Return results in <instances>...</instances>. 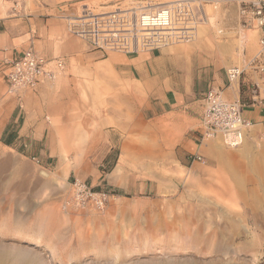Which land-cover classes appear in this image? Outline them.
<instances>
[{
    "label": "rangeland",
    "instance_id": "374dc122",
    "mask_svg": "<svg viewBox=\"0 0 264 264\" xmlns=\"http://www.w3.org/2000/svg\"><path fill=\"white\" fill-rule=\"evenodd\" d=\"M176 1L105 0L88 7L140 13ZM191 1L206 17L189 44L208 28L222 29L229 21L224 14L237 8L245 32L234 45L242 60L254 29L240 12L252 0ZM9 6L0 0V16ZM90 105L86 96L82 109ZM14 120L0 128V264H264L262 129H252L237 148L203 137L191 146L170 144L167 133L148 128L143 144L117 137L101 139V146L91 127H52L36 142L18 128L22 119ZM14 132L13 145H6ZM120 165L121 188L109 180Z\"/></svg>",
    "mask_w": 264,
    "mask_h": 264
},
{
    "label": "crops",
    "instance_id": "0c3cea01",
    "mask_svg": "<svg viewBox=\"0 0 264 264\" xmlns=\"http://www.w3.org/2000/svg\"><path fill=\"white\" fill-rule=\"evenodd\" d=\"M100 1L105 0H8L10 6L0 16V128L11 127L13 118L15 124L22 119L21 132L40 142L45 130L52 127H91L95 144L101 146V139L113 142L117 137L123 144H143L148 128L157 135L167 133L170 144L188 140L191 146L202 138L203 98L209 90L221 89L234 100L243 97L247 86L261 82L249 70L240 84H228L227 70L247 64L259 52L260 32L253 27L246 37L249 47L243 59L239 58L234 44L245 31L237 8L224 14L228 25H221L218 31L208 28L195 44L121 54L95 50L67 32L66 16L89 5L97 9ZM101 8L106 11L111 6ZM29 49L47 60H64L66 69L35 89L9 93L3 62ZM99 90H103L100 97ZM86 96L91 101L89 110L82 109ZM243 117L264 130V106L245 107ZM121 168L109 177L120 188L126 185Z\"/></svg>",
    "mask_w": 264,
    "mask_h": 264
},
{
    "label": "built area",
    "instance_id": "2783aa9c",
    "mask_svg": "<svg viewBox=\"0 0 264 264\" xmlns=\"http://www.w3.org/2000/svg\"><path fill=\"white\" fill-rule=\"evenodd\" d=\"M240 13L245 25L260 32L259 52L247 64L227 70L228 84L230 87L240 84L249 70L256 72L261 82L247 86L242 91V98L229 99L221 89H211L203 98L202 137L218 138L227 148L241 146L255 128L254 122L243 117L244 108L264 106V0L244 3ZM205 17V11H198L193 1L180 0L140 13L121 8L94 13L85 7L65 19L67 32L86 41L95 50L138 54L192 42L197 26ZM65 69L64 60H47L29 49L17 58L4 60L3 77L8 92L14 94L35 89L45 79L54 80Z\"/></svg>",
    "mask_w": 264,
    "mask_h": 264
},
{
    "label": "trees",
    "instance_id": "16d2710c",
    "mask_svg": "<svg viewBox=\"0 0 264 264\" xmlns=\"http://www.w3.org/2000/svg\"><path fill=\"white\" fill-rule=\"evenodd\" d=\"M8 137H9V138H5V139L3 140V142H4L6 145H8V146H12L13 143H14V141H15V139L17 138V134H16V132L11 133V134L8 133Z\"/></svg>",
    "mask_w": 264,
    "mask_h": 264
},
{
    "label": "bare ground",
    "instance_id": "6f19581e",
    "mask_svg": "<svg viewBox=\"0 0 264 264\" xmlns=\"http://www.w3.org/2000/svg\"><path fill=\"white\" fill-rule=\"evenodd\" d=\"M19 257H23L24 255L23 254H18ZM0 257H2V255H0Z\"/></svg>",
    "mask_w": 264,
    "mask_h": 264
}]
</instances>
